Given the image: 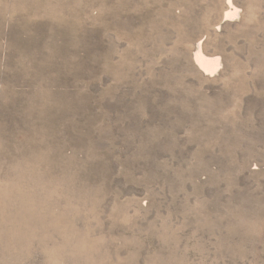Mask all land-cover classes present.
Segmentation results:
<instances>
[{
    "label": "rangeland",
    "instance_id": "obj_1",
    "mask_svg": "<svg viewBox=\"0 0 264 264\" xmlns=\"http://www.w3.org/2000/svg\"><path fill=\"white\" fill-rule=\"evenodd\" d=\"M0 264H264V0H0Z\"/></svg>",
    "mask_w": 264,
    "mask_h": 264
},
{
    "label": "bare ground",
    "instance_id": "obj_2",
    "mask_svg": "<svg viewBox=\"0 0 264 264\" xmlns=\"http://www.w3.org/2000/svg\"><path fill=\"white\" fill-rule=\"evenodd\" d=\"M226 7L230 8L231 4L230 2H226ZM195 58V62L198 64V66L200 68H203L206 72L207 71H213L216 67V62L215 61H208L206 60L203 55L201 54V52L199 51V47H197V52L194 56Z\"/></svg>",
    "mask_w": 264,
    "mask_h": 264
}]
</instances>
